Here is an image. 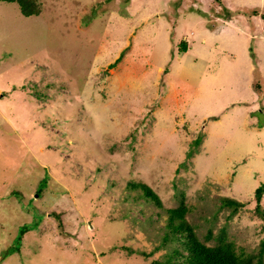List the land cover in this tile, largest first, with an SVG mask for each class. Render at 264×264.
<instances>
[{
  "label": "rangeland",
  "instance_id": "rangeland-1",
  "mask_svg": "<svg viewBox=\"0 0 264 264\" xmlns=\"http://www.w3.org/2000/svg\"><path fill=\"white\" fill-rule=\"evenodd\" d=\"M40 1H0V264H147L181 194L199 238L256 246L264 0Z\"/></svg>",
  "mask_w": 264,
  "mask_h": 264
},
{
  "label": "trees",
  "instance_id": "trees-1",
  "mask_svg": "<svg viewBox=\"0 0 264 264\" xmlns=\"http://www.w3.org/2000/svg\"><path fill=\"white\" fill-rule=\"evenodd\" d=\"M7 2H15L18 6L19 12L22 15H36L41 11L40 0H0ZM218 1V0H215ZM225 8V15L232 13L231 10ZM251 13L257 14L258 11L254 8ZM260 17L264 19V15L260 13ZM179 51L186 49V42L181 40L179 42ZM120 57V53L109 65H113ZM255 70V69H253ZM254 72V71H253ZM252 85L255 88L259 87L257 79L252 80ZM199 137L194 138L193 149L187 153L190 155L192 150H195ZM129 185L138 186L141 195L145 199L151 200L154 206L161 207V200L157 193L145 182L129 180ZM14 192V191H13ZM17 192V191H16ZM182 193V192H180ZM264 193V180L260 181L253 189L252 198L254 200L253 212L262 220L260 229L262 236L256 246L248 251H237L233 240L228 237L226 228L221 226L216 232L212 233L211 229H207L204 234V239L197 235L194 224L189 222L185 217L187 210L182 194L179 202L176 205L166 207V220L160 231L157 242L152 244V251L161 249V254L149 259L147 264H263L264 262V208L260 203L262 194ZM223 204L228 205L231 209L230 214H233L239 207L243 206V202L229 195L220 196ZM158 212V211H157ZM229 214V215H230ZM57 217V223L60 224V217ZM20 230L19 234H22ZM20 238V237H18ZM210 240L206 242L205 240ZM119 245V248H123ZM131 248H128L130 250ZM141 254L148 255L149 251L140 250Z\"/></svg>",
  "mask_w": 264,
  "mask_h": 264
}]
</instances>
